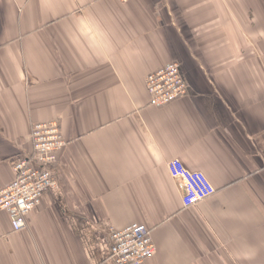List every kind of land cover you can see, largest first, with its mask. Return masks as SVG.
Returning a JSON list of instances; mask_svg holds the SVG:
<instances>
[{
	"label": "crops",
	"instance_id": "crops-1",
	"mask_svg": "<svg viewBox=\"0 0 264 264\" xmlns=\"http://www.w3.org/2000/svg\"><path fill=\"white\" fill-rule=\"evenodd\" d=\"M171 61L188 94L151 106ZM51 120L57 186L18 231L0 210V264H114L131 223L143 264H264V0H0V188ZM172 158L214 196L183 207Z\"/></svg>",
	"mask_w": 264,
	"mask_h": 264
},
{
	"label": "built area",
	"instance_id": "built-area-1",
	"mask_svg": "<svg viewBox=\"0 0 264 264\" xmlns=\"http://www.w3.org/2000/svg\"><path fill=\"white\" fill-rule=\"evenodd\" d=\"M126 3L128 0H118ZM181 63L171 61L148 73L144 83L149 105L164 107L188 94ZM33 153L21 155L13 163V179L0 188V210L9 217L11 229L18 231L27 216L40 204L44 193L57 186V165L66 146L60 123L39 122L31 131ZM168 170L180 193L183 207H191L214 196L216 189L203 172L188 170L179 159L168 162ZM109 259L114 264H143L155 253L151 231L140 223L109 229Z\"/></svg>",
	"mask_w": 264,
	"mask_h": 264
},
{
	"label": "trees",
	"instance_id": "trees-1",
	"mask_svg": "<svg viewBox=\"0 0 264 264\" xmlns=\"http://www.w3.org/2000/svg\"><path fill=\"white\" fill-rule=\"evenodd\" d=\"M148 94V93H147ZM149 97V96H148ZM149 99V98H148ZM33 153V148H32V152L31 153H29V154H26L25 152H24V155H31ZM18 160V159H17Z\"/></svg>",
	"mask_w": 264,
	"mask_h": 264
}]
</instances>
